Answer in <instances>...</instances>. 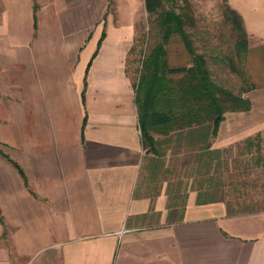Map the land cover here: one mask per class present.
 I'll use <instances>...</instances> for the list:
<instances>
[{"label": "crops", "instance_id": "crops-1", "mask_svg": "<svg viewBox=\"0 0 264 264\" xmlns=\"http://www.w3.org/2000/svg\"><path fill=\"white\" fill-rule=\"evenodd\" d=\"M228 3L248 34L252 108L226 114L217 149L264 141V0ZM107 11L0 0V264H264V208L231 209L193 177L179 190L172 149L145 148L127 59L135 29ZM147 155L162 177L141 179ZM259 155L253 146L255 167Z\"/></svg>", "mask_w": 264, "mask_h": 264}, {"label": "trees", "instance_id": "trees-1", "mask_svg": "<svg viewBox=\"0 0 264 264\" xmlns=\"http://www.w3.org/2000/svg\"><path fill=\"white\" fill-rule=\"evenodd\" d=\"M224 1L226 20L239 35L236 48H242L246 54L248 34L243 17L229 5L228 0ZM167 3L174 4L175 0H145L147 12L156 16L161 40L144 56L138 82L135 81L143 143L149 152L157 154L171 148L172 143L176 142L179 148L190 146L200 169L206 170L202 174H210L214 167L215 172L224 176L230 172V167L223 154L224 148H213L214 138L218 135L227 113L249 111L252 104L242 94L235 93L214 79L207 59L197 52L191 34L186 29V12L166 7ZM37 8L38 4L35 3V10ZM174 37L182 41L191 56L190 62L180 65L169 62L167 45ZM237 56L239 59H230L231 68L242 83V92H245L250 88L246 59L240 58L241 53H237ZM156 134L162 139L157 138ZM245 143L246 147L241 155L251 154L252 147L257 146L258 153H262L257 162L259 165L261 161L264 162L262 140L259 139L257 143L246 140ZM246 172L248 169L238 171L237 175ZM214 186L215 192H220V195L223 192L229 198V206L235 210L230 194L232 191L239 192L238 187L226 182H219ZM254 209L251 207L237 210L243 212Z\"/></svg>", "mask_w": 264, "mask_h": 264}, {"label": "rangeland", "instance_id": "rangeland-1", "mask_svg": "<svg viewBox=\"0 0 264 264\" xmlns=\"http://www.w3.org/2000/svg\"><path fill=\"white\" fill-rule=\"evenodd\" d=\"M100 1L107 5L108 13H114V23L116 25L129 20V23L135 29L127 59H129L128 69L130 74L138 82L144 56L161 40L160 29L155 20L156 16L147 12L144 0ZM117 5H121V13H124L121 16L115 13ZM225 5L224 0H175L174 4L167 3L166 7H172L179 12H186V29L191 34L197 52L203 54L207 59L214 79L235 93L242 94V83L238 81L236 74L233 72L230 59H239L237 53H241L242 57L246 54L242 48H236L239 35L234 26L226 20L224 15ZM128 11L131 12V15L127 14ZM167 48L169 62L172 65L190 62L191 56L187 53L179 38L174 37ZM242 57L240 58H246ZM160 139L162 138L160 137ZM262 145L264 148V141H262ZM245 147L246 143L243 141L231 144L223 149L224 157L227 159L228 167H230V172L224 176H220L219 172H215L214 167L210 174H202L206 170L200 169L196 162V155L192 154L193 148L190 146L179 148L177 142L172 143L171 148L173 149L169 163H167V158V162L162 161L163 158L161 165L166 162L169 169L175 171L171 178L174 177L172 181L176 188L179 186L181 191L184 190L185 184L191 177L194 179L195 187H199L204 192H207L210 190L209 187L217 185L219 182H226L228 185L233 183L239 189V192L232 191L230 194V200L235 204L233 205L235 210L251 207L264 208V162L262 166L255 167L252 165L253 160L250 154L241 155ZM147 157L141 179L150 180L154 176H157L156 179L162 177L163 170L160 163L156 167L158 172L153 174L151 169L155 167L150 161L153 156L147 155ZM165 167L167 168V166ZM247 169L246 174L237 175L238 171ZM198 170L201 172H198ZM210 177L212 178L210 179Z\"/></svg>", "mask_w": 264, "mask_h": 264}]
</instances>
